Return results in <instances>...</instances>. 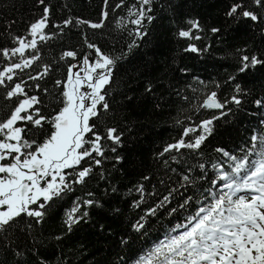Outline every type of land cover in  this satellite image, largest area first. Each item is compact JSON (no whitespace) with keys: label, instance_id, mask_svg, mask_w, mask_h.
Here are the masks:
<instances>
[{"label":"trees","instance_id":"obj_1","mask_svg":"<svg viewBox=\"0 0 264 264\" xmlns=\"http://www.w3.org/2000/svg\"><path fill=\"white\" fill-rule=\"evenodd\" d=\"M118 2L110 0V6ZM237 2L260 14V21L228 17L231 4ZM133 3L136 0H125L126 6L115 12L109 8L104 27L93 30L85 26L63 27V21L79 17L99 22L102 0H46L51 9L46 32L52 38L39 44L41 59L19 73L15 82L38 83L40 90L27 86L25 90L42 99L44 115H55L62 107V86L57 87L55 81H64L68 65L92 52L84 42L86 35L107 54L122 57L106 87L110 110L90 121L100 133L106 127H116L122 133V143L116 152L106 151L107 158L101 166L93 167L85 184H72L71 191L52 203L42 223L33 224L29 230L26 223L30 218L21 217L18 227L9 230L7 242L0 243V264H136L156 246L184 231L177 225L186 224L202 204L212 203L209 189L228 191L214 188L211 183L217 176L213 165L230 171L231 162L217 149L243 157L242 149L251 148V136L264 134V64L239 71L243 55L264 60V9L251 5V0H154L151 14L156 19L151 24L145 22L148 34L139 39L128 17ZM43 7L38 0H0V49L17 46L13 37L26 35ZM120 18L124 21L118 27ZM189 19L199 21L202 30L196 34L200 40L178 36L180 30L190 27L186 23ZM53 25H61L63 31ZM212 28L220 31L213 33ZM133 40L138 46L129 51ZM189 44H195L200 51H185ZM67 50L77 51L76 60H60ZM20 59L17 56L8 61L0 56V70ZM44 65L52 66L44 79L28 80L29 74L36 75ZM149 85L151 91L146 90ZM237 85L240 92L236 91ZM45 88L47 93L42 91ZM4 92L0 88V119L6 118L13 103L3 99ZM212 92L217 93L220 102H227L225 108L200 107ZM234 95L241 100L239 105L231 102ZM257 100L261 105L256 104ZM221 112L225 114L221 116ZM213 116L220 118L213 120L211 134L200 149L160 155L167 145L181 138L184 128L195 127ZM45 129L35 137L41 142L50 126ZM107 147H112L111 142ZM117 156L122 159L117 161ZM255 159L256 155L249 157L250 161ZM184 175H189L192 182H184ZM145 176L149 179H143ZM139 185H143L142 194L136 190ZM89 192L100 206L82 208L88 216L69 231L64 223L66 212L78 202L77 198H88ZM137 202L138 207L134 206ZM137 221L144 225L139 231L133 227ZM16 251L23 256H15Z\"/></svg>","mask_w":264,"mask_h":264},{"label":"snow or ice","instance_id":"obj_2","mask_svg":"<svg viewBox=\"0 0 264 264\" xmlns=\"http://www.w3.org/2000/svg\"><path fill=\"white\" fill-rule=\"evenodd\" d=\"M38 3L44 6L43 12L29 24L26 35L13 37L17 46L0 49V56L8 61L17 56L21 58L19 62H10L0 70V88L5 89L3 99L13 102L6 118L0 119V243L7 242L9 230L18 227L21 217L30 218L26 223L29 230L33 224L42 223L47 208L62 198L64 193L71 191L72 184H85L93 173V167L101 166L107 158L106 151L116 152L117 146L122 143V133L116 127H106L100 133L96 130V124L90 123L94 118L99 119L102 112L110 110L106 87L112 81L117 60L122 57L107 54L86 35L84 42L92 52L83 55L79 63L68 65L64 81H55L57 87L62 86V107L55 115H44L41 111L42 99L25 90L26 86L40 90L38 83L27 85L25 80L15 82L19 73L32 68L41 59L39 44L52 38L46 32L51 16L50 6L46 4V0H38ZM102 3L99 22L69 17L63 21V27L73 25L93 30L102 29L110 15L109 8L111 12H115L126 6L125 0H119L114 7L110 6V0H102ZM153 4L154 0H136L128 8V17L132 18L130 23L136 26L135 36L139 39L148 34L145 22L151 24L156 19L151 14ZM251 5L264 9V0H251ZM226 15L246 18L252 22H259L261 19L260 14L250 10L242 2L231 4ZM123 21L124 18L117 20V26H121ZM186 23L190 27L180 30L178 36L200 40L201 36L196 34L202 30L199 21L189 19ZM53 27L63 31L61 25ZM211 31L217 33L220 30L212 28ZM136 46V40H133L128 45L129 51ZM185 51L198 52L200 49L195 44H189ZM28 52L31 55L26 56ZM77 55V51L67 50L61 54L60 60H76ZM258 64H264V60L255 55H243L239 71L244 72ZM50 71L52 66L44 65L36 75L29 74L28 80H42ZM85 87L90 91L81 90ZM146 90L151 91V86ZM42 91L47 93L48 90L45 88ZM236 91L240 92L239 85L236 86ZM231 102L239 105L241 100L234 95ZM226 103L220 102L217 93L212 92L200 107L223 109ZM261 103L260 100L256 101L257 105ZM224 114L220 113L221 116ZM219 118L213 116L195 127L184 128L181 138L176 143L167 145L160 155L173 150L179 152L181 149H200L207 135L211 134L213 120ZM46 125L50 126V131L41 142L35 137L46 131ZM196 132L200 134L194 138L190 136ZM185 137L189 139L185 140ZM107 142H111L110 149ZM251 142V148L242 149L245 151L243 157L217 149V152L231 162L230 171L224 170L222 165H213L217 176L211 183L214 188L228 191L212 192L209 189L212 203L208 206L202 204L186 224L177 225V228H183L184 231L172 236L167 243L156 246L136 264H264V134L252 135ZM252 155H256L258 159L250 161L249 157ZM121 159L122 157H116L117 161ZM199 167L204 169L203 164ZM143 179L147 180L149 177L145 176ZM182 180L192 182L189 175H184ZM112 190L116 191L115 188ZM136 190L142 194L143 185H139ZM241 192L248 195H237ZM93 196L89 192L88 198H77L78 202L66 212L64 223L69 231L73 225L88 216V212L82 211V208L100 206ZM167 200L168 197H165L164 202ZM134 206L138 207L139 202ZM133 227L139 231L144 225L137 221ZM14 255L22 257L23 253L16 251ZM40 264L44 262L41 261Z\"/></svg>","mask_w":264,"mask_h":264},{"label":"rangeland","instance_id":"obj_3","mask_svg":"<svg viewBox=\"0 0 264 264\" xmlns=\"http://www.w3.org/2000/svg\"><path fill=\"white\" fill-rule=\"evenodd\" d=\"M75 63H79V62H75ZM76 69H74V71H75ZM82 91H90V89H87L86 87L85 88H82L81 89ZM241 193H243L244 195H248V193H244V192H241Z\"/></svg>","mask_w":264,"mask_h":264},{"label":"water","instance_id":"obj_4","mask_svg":"<svg viewBox=\"0 0 264 264\" xmlns=\"http://www.w3.org/2000/svg\"><path fill=\"white\" fill-rule=\"evenodd\" d=\"M211 110H219V109H211Z\"/></svg>","mask_w":264,"mask_h":264}]
</instances>
